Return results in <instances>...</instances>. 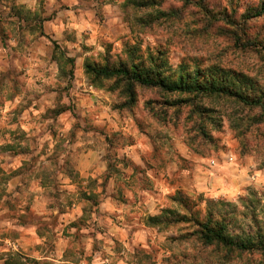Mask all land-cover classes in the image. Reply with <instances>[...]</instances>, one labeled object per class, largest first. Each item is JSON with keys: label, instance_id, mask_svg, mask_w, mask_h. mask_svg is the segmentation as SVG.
I'll list each match as a JSON object with an SVG mask.
<instances>
[{"label": "rangeland", "instance_id": "rangeland-1", "mask_svg": "<svg viewBox=\"0 0 264 264\" xmlns=\"http://www.w3.org/2000/svg\"><path fill=\"white\" fill-rule=\"evenodd\" d=\"M263 1L0 0V264L9 251L53 264H264L260 251L224 263L181 237L185 224H146L180 210V190L201 208L221 200L230 233L264 232V96L249 106L136 86L128 105L84 73L85 61L134 50L147 65L162 51L168 76L215 65L260 96L264 14L251 12Z\"/></svg>", "mask_w": 264, "mask_h": 264}, {"label": "trees", "instance_id": "trees-1", "mask_svg": "<svg viewBox=\"0 0 264 264\" xmlns=\"http://www.w3.org/2000/svg\"><path fill=\"white\" fill-rule=\"evenodd\" d=\"M190 2V0H180ZM187 2V3H188ZM203 7L200 4V8ZM206 9V8H205ZM252 16L264 14V1L255 9ZM136 53L129 50V57L119 62L84 63V73L91 84L97 88H103L105 82H111L106 89H120L125 97V103L133 105L136 102V86L159 89L165 94H178L185 96H215L235 99L238 102L255 106L261 103L264 96L262 90L260 96H251L247 92L251 89L246 78H241L236 72L228 71L219 66L211 65L206 69L193 66L191 70L186 64H180L174 70V75L168 76L164 70V59L162 51L156 54H148V64L142 65L135 62ZM71 59V58H70ZM67 60L70 62L72 60ZM60 111L57 112L60 113ZM172 201L180 208H164L158 214L146 217V224L160 229H167L177 224H185L191 230L181 237H193L202 247L220 250L224 263L231 260L236 254L251 253L253 251L264 252V232L258 228L253 235L232 234L228 230V217L231 212H222L221 208L214 210L213 205L221 203V200H205L201 208L202 199H192L182 191L177 190ZM224 205H230L229 203ZM5 264H53L48 260H36L22 257L15 252H7ZM143 254L142 257H148ZM141 257V258H142ZM140 263V260L138 261Z\"/></svg>", "mask_w": 264, "mask_h": 264}, {"label": "crops", "instance_id": "crops-1", "mask_svg": "<svg viewBox=\"0 0 264 264\" xmlns=\"http://www.w3.org/2000/svg\"><path fill=\"white\" fill-rule=\"evenodd\" d=\"M82 172H84V171H82V170H80V173H82ZM205 178V177H204ZM206 179V178H205ZM201 181H203V179L201 180ZM206 181V180H205ZM202 182L203 184H201V186L200 187H198V188H206V185H205V183L206 182ZM208 185H210L211 187H212V183L211 182H209L208 183ZM196 186V185H195ZM212 189V188H211ZM216 190V189H215Z\"/></svg>", "mask_w": 264, "mask_h": 264}]
</instances>
